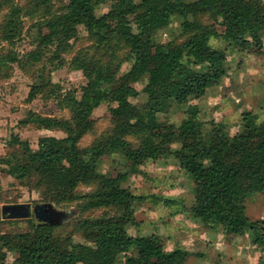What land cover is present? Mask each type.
Returning a JSON list of instances; mask_svg holds the SVG:
<instances>
[{
    "label": "trees",
    "instance_id": "obj_1",
    "mask_svg": "<svg viewBox=\"0 0 264 264\" xmlns=\"http://www.w3.org/2000/svg\"><path fill=\"white\" fill-rule=\"evenodd\" d=\"M106 4L108 12L97 15V8ZM175 16L183 19L180 36L155 43L154 37ZM26 21L31 22L28 32L34 31L35 49L24 55L13 48L0 52V71L8 76L12 64L23 60L35 67L52 49L50 65L58 60L57 66H62L66 62L62 55L73 53L71 66L83 72L87 84L79 99L69 92L57 93L58 86L45 75L47 65L39 68L28 99L55 96L69 115L30 112L20 123L65 135L40 137L37 149L13 136L8 143L11 151L0 157V171L40 191L44 202L75 203L77 210H72L79 216L55 225L39 223L33 215L2 216L0 224L9 230L0 232V264H118L121 255V264H192L188 249L167 250L157 234L138 238L129 233L137 225V203L148 197L135 194L124 182L141 173L147 160L169 154L191 174L190 211L206 227L223 225L231 241L264 223L247 215L250 198L264 194V120L259 123L247 113L244 130L228 135L224 124L206 132L194 103L179 126L158 118L171 102L200 99L228 75L226 50L211 46V37L264 57L260 36L264 0H0L2 42L15 47L23 39ZM80 27L87 35L84 43L75 46L82 38ZM126 62L131 67L119 74ZM205 64V71L195 69ZM143 79V89L134 90L131 83ZM140 95L146 97L143 104L131 101ZM103 103L110 105L111 126L82 146L81 140L96 126L93 112ZM175 143L180 147L173 149ZM113 153L129 161L125 170L117 175L100 172V161ZM80 186L90 190L81 193ZM75 233L88 243L75 242ZM252 242L264 248V233L256 234ZM11 256L14 259L9 261Z\"/></svg>",
    "mask_w": 264,
    "mask_h": 264
},
{
    "label": "rangeland",
    "instance_id": "obj_2",
    "mask_svg": "<svg viewBox=\"0 0 264 264\" xmlns=\"http://www.w3.org/2000/svg\"><path fill=\"white\" fill-rule=\"evenodd\" d=\"M109 8V4L102 5L97 8L96 14L102 15L108 12ZM182 20L181 17L175 16L167 28L157 33L154 42H166L179 37ZM203 20L210 21L208 17H204ZM30 25L31 22H25L23 39L18 41L15 47L0 40V52L13 48L24 55L34 50L36 47V44H33L34 31L28 32ZM132 26L137 31L138 28L134 23ZM80 35L82 38L74 44L75 46L84 43L83 37L87 35L84 27H80ZM260 36L264 41V30ZM209 44L226 50L228 75L220 84L209 88L206 94L196 101L201 110L199 118L204 123V130L209 134L215 127L224 124L225 133L234 135L244 130L247 113L254 114L259 123L264 120V57L253 55L247 49L229 47L221 37H211ZM52 53V49H48L46 56L35 67L25 64L23 60V64H12L8 76L4 70L0 71V157L6 156L11 151L8 143L13 136H19L22 140L28 141L33 149H37L40 137L65 135L61 130H46L37 128L33 124L23 126L20 123L30 112L43 116L69 115L67 109L60 108L55 96L38 94L34 99H28L31 87L37 81L38 69L43 65H47L45 75L51 77L52 82L58 86L57 93L69 92L78 99L82 95V88L87 84V79L82 71L71 66L73 53L67 52L62 55L66 62L60 67L57 66L58 60L51 65L48 62ZM54 65L56 67L53 69ZM206 66V64L197 65L195 69L205 71ZM130 67L131 63L126 62L118 73L121 74ZM232 76L236 78L240 76L244 79L238 83L225 85L224 82L229 83L234 79ZM145 83L146 79H143L133 81L131 85L134 90L141 91ZM219 87L222 88L221 97L213 94ZM130 99L136 104H143L146 101L143 95ZM194 100L191 99L185 104L171 102L168 110L158 113L159 120L179 126L187 118V109ZM109 107L108 103H103L94 110L96 126L81 140L82 146L88 145L97 135L110 128ZM179 147V143L173 144V149ZM128 163L125 157L113 153L100 161L98 169L102 173L117 175L125 170ZM206 163L208 164L209 160ZM141 170L139 174H131L124 182V185L135 194L148 197L147 200L137 203L135 207L137 225L129 228L131 235L142 238L157 234L162 246L167 250L176 248L190 250L193 253L190 259L192 264H264V248L252 242L256 234L264 233V223L259 222L254 228H247L244 236L231 241L223 225L217 228L206 227L190 211L194 202V180L189 171L181 167L174 154L155 160L149 159ZM89 190L87 186L79 187L81 193ZM154 195L175 202L173 204H166L161 200L155 202L151 198ZM250 199L247 215L254 221L264 220V194L253 195ZM15 202L34 205L37 202H44V199L40 191L31 190L21 185L17 179L0 171V218H2V206ZM56 207L62 210H77L75 203ZM78 216L77 212L75 219ZM7 230L9 227L0 224V232ZM73 238L75 242L88 243L80 233H75ZM13 259L14 257L11 256L9 261ZM117 261L118 264L123 263L124 255L119 256Z\"/></svg>",
    "mask_w": 264,
    "mask_h": 264
},
{
    "label": "water",
    "instance_id": "obj_3",
    "mask_svg": "<svg viewBox=\"0 0 264 264\" xmlns=\"http://www.w3.org/2000/svg\"><path fill=\"white\" fill-rule=\"evenodd\" d=\"M72 209H59L51 202H37L31 209L30 203H10L2 206L4 219L28 218L31 215L39 223L64 224L75 216Z\"/></svg>",
    "mask_w": 264,
    "mask_h": 264
},
{
    "label": "crops",
    "instance_id": "obj_4",
    "mask_svg": "<svg viewBox=\"0 0 264 264\" xmlns=\"http://www.w3.org/2000/svg\"><path fill=\"white\" fill-rule=\"evenodd\" d=\"M232 77H234V79H231L229 83H225V82H224V84H225V85H230L231 83H235V82L238 83V82H241V81H243V79H244L243 77H240V76L237 77V78H236L235 76H232ZM223 79H224V78H223ZM221 93H222V88H221V87H219L218 89H215L214 92H213L214 95H217V96H219V97H221V95H222ZM219 97H217V99H218ZM197 100H198V99H195L194 101H192V103H194V104H198V103L196 102ZM198 106H199V105H198Z\"/></svg>",
    "mask_w": 264,
    "mask_h": 264
},
{
    "label": "flooded vegetation",
    "instance_id": "obj_5",
    "mask_svg": "<svg viewBox=\"0 0 264 264\" xmlns=\"http://www.w3.org/2000/svg\"><path fill=\"white\" fill-rule=\"evenodd\" d=\"M31 205V204H30ZM33 208V205H31V209Z\"/></svg>",
    "mask_w": 264,
    "mask_h": 264
}]
</instances>
